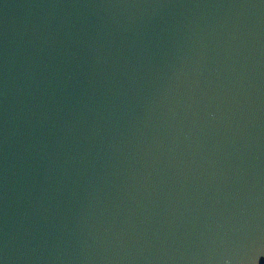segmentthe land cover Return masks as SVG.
Returning a JSON list of instances; mask_svg holds the SVG:
<instances>
[{
    "label": "water",
    "instance_id": "obj_1",
    "mask_svg": "<svg viewBox=\"0 0 264 264\" xmlns=\"http://www.w3.org/2000/svg\"><path fill=\"white\" fill-rule=\"evenodd\" d=\"M0 264H264V0H0Z\"/></svg>",
    "mask_w": 264,
    "mask_h": 264
}]
</instances>
